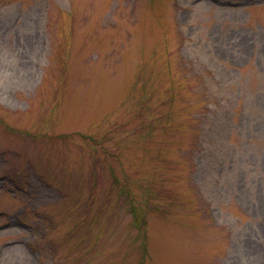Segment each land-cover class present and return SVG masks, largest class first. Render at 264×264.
<instances>
[{"label": "rangeland", "instance_id": "374dc122", "mask_svg": "<svg viewBox=\"0 0 264 264\" xmlns=\"http://www.w3.org/2000/svg\"><path fill=\"white\" fill-rule=\"evenodd\" d=\"M0 264H264V0H0Z\"/></svg>", "mask_w": 264, "mask_h": 264}]
</instances>
